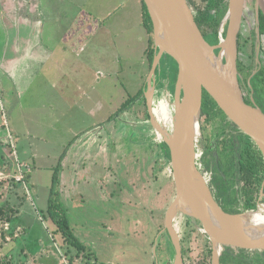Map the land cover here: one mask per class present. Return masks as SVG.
Masks as SVG:
<instances>
[{
	"label": "rangeland",
	"instance_id": "1",
	"mask_svg": "<svg viewBox=\"0 0 264 264\" xmlns=\"http://www.w3.org/2000/svg\"><path fill=\"white\" fill-rule=\"evenodd\" d=\"M121 1L123 5L117 6ZM135 1L75 0L80 2V7L69 5L63 10L67 15L63 32L73 39L67 41V45H72L69 52L73 49L75 53L76 48L83 50L77 56L66 53L67 57H63L66 63L59 65L60 73L51 74L47 79L41 70L30 80L27 89L18 93L12 84L11 53L7 55L8 50L5 51L7 57L0 67V93L3 92L0 134L8 132L12 140L7 134L8 144L0 142V264H173L175 252L170 239L159 234L164 227L165 212L175 197L170 163L156 148L155 142L160 138L149 122L144 102L139 112L135 108L129 113L134 108L132 105L126 112L127 117L123 113L117 115L143 85L139 73L142 67L136 62L143 60L144 43L138 41L129 51L123 49L122 42L131 32L144 34V21L142 27ZM198 5L199 9L205 7L203 2ZM4 11L0 13L1 51L5 35L2 24L6 34L13 32L11 14L6 17ZM56 11L51 10L53 15ZM70 15H75L71 23ZM123 51L133 55L130 66L125 64ZM168 67L174 70V63L163 58L157 70L166 71ZM169 78L172 82L169 92L173 93L174 74ZM76 79L81 88L73 84ZM208 97L213 100L209 94ZM167 100L169 97L164 103ZM158 107L155 116L162 123L169 122L172 106L161 103ZM217 114L225 116L223 112ZM215 120L209 117L208 123L202 122L208 124L206 136L209 138L218 124ZM107 121L113 122L107 126ZM128 129L130 142L142 140L145 148L139 145L130 152L132 144L122 143L124 152L115 154L119 161H110L107 170L102 162L91 166L85 153L82 162L79 160L81 142L94 143L97 139V150L103 152L107 142L105 131H115L118 140L123 135L120 131ZM15 135L19 137L17 140ZM66 155L70 159L65 161ZM113 157L111 154L112 160ZM15 159L24 163V170L19 172ZM98 160L107 162L103 154ZM226 160L225 156L220 158V162ZM78 164L84 168H75ZM67 166L70 169L66 175ZM57 167L61 203L73 234L85 247L80 256H76V249L64 247L47 215L53 172ZM76 170L79 172L73 175L72 171ZM29 171L31 181L27 182ZM230 188L234 199L243 196L235 184ZM181 219L174 224L185 251L184 264H210L206 235L203 233L202 237L199 228L184 226Z\"/></svg>",
	"mask_w": 264,
	"mask_h": 264
},
{
	"label": "water",
	"instance_id": "2",
	"mask_svg": "<svg viewBox=\"0 0 264 264\" xmlns=\"http://www.w3.org/2000/svg\"><path fill=\"white\" fill-rule=\"evenodd\" d=\"M264 16V0H255ZM153 27L156 49L143 93L149 122L169 151L175 197L165 212L164 228L175 257L173 264H183L182 248L174 223L189 219L212 245V263L219 264L221 248L233 247L264 251V213H228L216 202L208 182L197 164L200 141L203 92H207L226 118L250 138L264 158V118L253 113L245 103L237 76V35L245 0H228L225 38L210 45L203 37L187 0H143ZM218 53H216V51ZM170 57L176 74L170 120L162 123L155 116L153 96L155 74L161 60Z\"/></svg>",
	"mask_w": 264,
	"mask_h": 264
},
{
	"label": "flooded vegetation",
	"instance_id": "3",
	"mask_svg": "<svg viewBox=\"0 0 264 264\" xmlns=\"http://www.w3.org/2000/svg\"><path fill=\"white\" fill-rule=\"evenodd\" d=\"M187 2L193 12L195 22L198 20L196 23L201 27V33L204 26L201 23L200 12L203 14L208 13L213 20L220 18L218 43L220 37L225 38L229 26V21H225L228 11V0H225L224 4L216 6V8L212 7L213 4L210 1L187 0ZM198 2L205 3V7L199 9ZM224 8H226V11ZM205 37L210 38V35L205 34ZM236 45L237 76L245 103L253 113L264 118V16L256 8L255 0H245ZM209 117H215L218 121L215 129H212L213 133L210 135V138L206 136L209 132L208 124L202 123L203 121L208 123ZM201 131V139L197 142L196 148L198 154L197 164L200 172L206 178L216 202L224 211H260L264 213V175L260 182L253 184L254 188H249L252 191L250 193L251 196H246L244 193L246 186L245 177L248 171L243 170V167L240 165V158L243 151L254 150V146L250 143V140L225 116L223 117L218 114L210 115L208 113L203 114L202 112ZM224 156L227 160L220 162V158ZM254 164L257 167L259 159ZM250 171L249 174L253 175L254 171ZM232 184L236 185V190L240 191L238 193L243 196H236L235 199L231 196L230 191L232 189L230 186ZM181 220H183L181 223L184 226L197 229L195 224L189 219L183 217ZM162 230L159 233L162 235L161 237L168 236L167 232H162ZM201 234L203 237V233ZM180 244H182L181 238ZM209 248L211 249L210 264H213L211 243ZM182 257L184 264L183 254ZM219 264H264V251H249L224 247L221 248L219 253Z\"/></svg>",
	"mask_w": 264,
	"mask_h": 264
},
{
	"label": "crops",
	"instance_id": "4",
	"mask_svg": "<svg viewBox=\"0 0 264 264\" xmlns=\"http://www.w3.org/2000/svg\"><path fill=\"white\" fill-rule=\"evenodd\" d=\"M6 1H7V4H6ZM135 4L139 7V13H140L139 19L141 20V23H142L144 21L143 20L144 9L142 6V2L141 0H137L135 1ZM69 5L77 8V7H80V2H75V0H0V13L4 9L6 10V13L4 11V15L6 17H8V15L11 14V17H10L12 18L11 29H13V32H11L10 30L11 34H6L7 31L4 29L5 27L1 23L2 24L1 27L3 31L5 32V35L3 36V42L1 43L2 51L0 50L1 51L0 67L4 66L5 55H6L5 51L8 50L7 55L8 53H11V57H12V60H11L12 68H13L12 69V84H14V89L16 93H18L21 90H26L27 87L29 86L30 80H32L35 74L39 73L41 70L45 71L47 75V79L51 78L50 76L51 74L60 73L61 69L59 65H61L62 62H65V60L63 61V57H67L66 53H71L73 54L72 56L74 55L77 56L79 51L83 50L82 48L79 50L76 48L75 53L73 52V49L70 50L71 52H69L68 50V48H72V45L71 47L67 45V41H73V39L70 40L69 39L70 36L66 32H63L64 26H65V20H67L66 18L67 15L66 13H63V10L68 9ZM122 5H123V2L121 1L117 6H122ZM117 6H114L113 8L115 7L117 8ZM58 9L61 10L62 13H60ZM51 10H57V11L53 15ZM51 15L53 16L49 17ZM74 17L75 15L74 16L70 15V17H68V20L70 21L69 23L72 22V19ZM97 23L99 24L98 18H97ZM80 24H82V22ZM128 26L133 27V25H128ZM128 26H126V28ZM142 27H143V23H142ZM143 28H144L143 35L140 36L136 32H131L130 33L131 37L127 36L128 37L127 40L126 39L125 41L122 40L123 49L126 50L127 48L129 51L132 50L134 45L140 43L138 41H142L144 43L143 49L141 51L143 55V60L140 62H136L137 64L138 63L140 64L139 65L140 67H142L139 73L143 80V85L141 86L139 93H138L139 95L140 92H142V95L136 99L135 103L133 104L134 108L132 110H129L130 111L129 113H132L135 108L139 112L141 110V104L143 102L145 106L147 107L146 99L143 93L146 90V79L148 77L150 69H149L148 62H146L145 50L149 46L151 36L146 30L145 25ZM79 38H82V37H79ZM76 46L77 44L73 46L74 49ZM140 48H142V45L140 46ZM122 55L125 59V64L130 66V64L132 63L131 56L133 55L130 53H126L125 51H123ZM146 65L147 67H145ZM144 67L146 68V71L142 73ZM169 70L170 68L166 69V71L160 69L159 71L157 70L155 74V84L156 85H155V93L153 96V106L155 108L156 114H157V111H159L160 109L158 106H160L161 103L168 104L166 102L164 103V99L169 97V100H167L169 103L172 100L171 96L173 93L169 92V87L172 84L171 79L169 78L170 77ZM75 72L77 73V70ZM73 84H75V86L77 85L79 88H81L82 86L81 84L79 85V81L77 79L73 81ZM1 95H3L2 91L0 93V97ZM126 112H128V110L125 111L123 114L127 117ZM120 121L122 122V120ZM110 122H113V121H107V126L108 124H110ZM14 130L17 131V129L15 128ZM129 132H130L129 129L125 131H120V133H123V135L118 137L120 140L119 139L117 140L115 131L111 133H108L107 131H105V138H107V142H106V145L104 144L103 152H100L97 150V147H96L97 139L95 140L96 142L94 141V143H92L91 141H85V143L81 142L83 146H81L82 153H81V157L79 160L81 161V159H83V156L85 153V159L89 161L91 166L97 165L98 162H102L103 164H105L104 168L106 170L107 168L110 169V165H111L110 161H114V162L119 161V159L117 160V156L115 157V154L122 153L125 150L123 148L122 143L126 145L125 142L128 141L130 144H132L130 152H133L132 149L136 147H141L139 145H142V147L144 148L146 147L144 146L146 144L142 143V140L141 142H134L135 140L134 139L133 141L130 142ZM140 132L141 131H138L137 133H140ZM7 134L9 133L7 132ZM7 134H5V132L3 134H0V142H2V144L4 142L5 144H8V141L6 143V140H5V137ZM21 134H25V132ZM98 135H97V138H98ZM8 136L12 140L11 135L9 134ZM15 136L16 137L14 140H17L16 138H19V137L17 135ZM139 137L140 139H142L143 135ZM147 137L148 136H145V138ZM14 140H13V143H14ZM155 143H158L156 144V148L158 149V152L162 155L163 154V148L161 146L162 142L157 140V142ZM111 145L113 146L112 149H111ZM149 146H152V145H149ZM102 154H103L104 160L105 161L107 160L106 163H104L101 160L97 161V157H100ZM111 154L114 156L113 157L115 158L114 160L111 159ZM67 159L68 160L70 159V155H66L65 161ZM18 161L19 160L15 159V164L16 163L18 164L19 170H22V169L24 170L25 167L21 169V165L23 166L24 163H19ZM74 162H75V158H74ZM75 168L80 170V169H83L84 167H82L81 164H78V165H75ZM69 169L70 167L67 168L66 175ZM78 170H76L75 172L72 171V174L73 175L76 174ZM147 176H146V180H148ZM27 178H28L27 182H30L31 181L30 171L27 174ZM68 184L65 185V188L68 186ZM133 184H135L134 181H133ZM60 202H61V199H60Z\"/></svg>",
	"mask_w": 264,
	"mask_h": 264
},
{
	"label": "trees",
	"instance_id": "5",
	"mask_svg": "<svg viewBox=\"0 0 264 264\" xmlns=\"http://www.w3.org/2000/svg\"><path fill=\"white\" fill-rule=\"evenodd\" d=\"M202 1L203 2L210 1L211 4H213L212 7H215V8L216 6L224 4L225 2V0H202ZM141 2H142L143 9H144V25H145L146 30L151 36L149 46L145 50V58L148 62L149 69H151L152 62L156 54V49H155L154 41H153V27H152V23L147 13V9H146V6L143 0H141ZM224 10L226 11V8H224ZM200 15L202 18L201 19L202 26H204L202 29L203 30L202 35L204 39L210 45L211 44L216 45L218 43V27H219L220 18L213 20L212 17L208 15V13L203 14L202 12H200ZM196 22H198V20ZM197 25L199 27L198 23ZM199 29L201 30V27H199ZM205 34H209L210 38L205 37ZM216 53H218V51H216ZM166 58L168 60H171L174 63V70L170 69L169 72L170 74H174V81H175L176 74L178 72L177 64L170 57L166 56ZM162 61L163 59L161 60L160 67H161ZM171 71L174 73H172ZM141 95H142V92H140L139 95L127 100L122 105L117 115L127 111L135 103L136 99L140 97ZM206 110H210V112H207ZM202 112L203 114L208 113L210 115H216L217 113L222 112L219 108H217L215 101L209 98L208 94L205 91L203 93ZM248 139L250 140V138ZM250 143H252V145L254 146V150L243 151L241 154V158H240V165L243 167V170L248 171L245 177L246 186H245L244 193L246 196H251L250 193H252V191H250L249 188H252L255 182L256 183L260 182L263 179V175H264V158H263L262 152L260 151V149L257 147V145L253 141L250 140ZM161 146L163 148V155H165V157L168 159V163H170L169 162V151L166 145L164 143H161ZM258 159H259V164L256 167L254 163L258 162ZM250 170L254 171L253 175L249 174L251 172ZM53 173H54L53 180H52V185L50 188L48 205H47V215L50 218V220L53 222V224L56 226L55 234L60 236V239L62 240L64 247H68V249H71V248L76 249L77 251L76 256H80L85 251V247L81 244V242H79L77 237H75V235L73 234L70 224L66 217L65 209L62 203L59 202L60 196L57 190V187L59 185V167L55 168ZM226 212L240 213V211H226ZM1 214H2V207H0V216H2ZM180 218H183V217H180ZM205 237L208 243V246L206 247V252L208 256L210 257V254H211V249L209 248L210 241L207 236ZM171 248L174 252V249L172 246ZM182 254L183 255L185 254L184 249H182ZM89 257H90V254H89ZM202 262H204V258L202 259ZM169 264H171V262Z\"/></svg>",
	"mask_w": 264,
	"mask_h": 264
},
{
	"label": "built area",
	"instance_id": "6",
	"mask_svg": "<svg viewBox=\"0 0 264 264\" xmlns=\"http://www.w3.org/2000/svg\"><path fill=\"white\" fill-rule=\"evenodd\" d=\"M23 167H26V166H24V165L22 166V165H21V169H22ZM19 172H20V170H19ZM17 179L20 180L21 178L19 177V178H17Z\"/></svg>",
	"mask_w": 264,
	"mask_h": 264
}]
</instances>
